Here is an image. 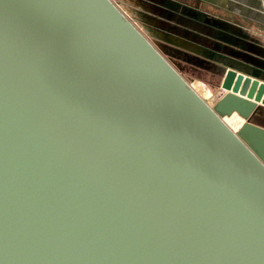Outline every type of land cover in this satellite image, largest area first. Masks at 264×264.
I'll list each match as a JSON object with an SVG mask.
<instances>
[{
	"label": "water",
	"instance_id": "water-1",
	"mask_svg": "<svg viewBox=\"0 0 264 264\" xmlns=\"http://www.w3.org/2000/svg\"><path fill=\"white\" fill-rule=\"evenodd\" d=\"M237 70L211 106L113 0H0V264H264Z\"/></svg>",
	"mask_w": 264,
	"mask_h": 264
},
{
	"label": "rangeland",
	"instance_id": "rangeland-1",
	"mask_svg": "<svg viewBox=\"0 0 264 264\" xmlns=\"http://www.w3.org/2000/svg\"><path fill=\"white\" fill-rule=\"evenodd\" d=\"M113 2L146 33L156 47L164 51V55L211 106H215L226 93L221 87V81L227 68L232 67L238 71L264 77V30L259 27L250 25L230 13L219 11L204 0H113ZM180 13L187 14L188 17L178 21L176 18L181 16ZM196 20L211 27V34L193 29ZM163 28L167 31L178 30L193 34L195 37L201 36V40L205 41L203 46L210 44V49L216 51V60L199 59L192 55L176 53V50L170 51L169 41L163 37L164 32L161 31ZM251 30L259 37L252 34ZM232 32L237 36L236 42L231 40ZM223 118L236 130L244 121L238 113Z\"/></svg>",
	"mask_w": 264,
	"mask_h": 264
},
{
	"label": "flooded vegetation",
	"instance_id": "flooded-vegetation-1",
	"mask_svg": "<svg viewBox=\"0 0 264 264\" xmlns=\"http://www.w3.org/2000/svg\"><path fill=\"white\" fill-rule=\"evenodd\" d=\"M180 15L182 17L178 16V18H176L178 21L182 20L183 17L184 18L188 17L187 14L180 13ZM189 18H192V17H189ZM189 27H191V26H189ZM192 28L195 29L196 31L201 32V33H206V34L208 33V35L211 34V31H212L211 27L205 26V24H203L199 20H196V22L193 24ZM162 30L164 32L163 37L165 39H168V41H169L170 51L176 50V53H182L185 55H192L194 57H198L199 59L209 58L210 61L216 60V54H217L216 51H213L210 49V44L207 45L208 47L203 46V43L205 41H204V39L201 40V38H200L201 36L195 37V36H193V34H189V33L186 34L183 32H179L178 30H174V29H173L174 31H167L165 28L161 29V31ZM233 30H235V29H233ZM140 31L150 40V38L146 35L145 32H143V30L140 29ZM252 34H254V33H252ZM232 35H233L232 36L233 38L231 40L236 42L237 41L236 34H234L232 32ZM254 35H256V34H254ZM156 48L164 55V53H163L164 51H162V49H159L158 47H156ZM164 56L174 66L172 61L169 58H167L166 55H164ZM175 68L179 71V69L177 67H175ZM261 111L262 112L260 114H258V116H259L258 120L260 118H262V116L264 117V113H263L264 110L262 109Z\"/></svg>",
	"mask_w": 264,
	"mask_h": 264
},
{
	"label": "crops",
	"instance_id": "crops-1",
	"mask_svg": "<svg viewBox=\"0 0 264 264\" xmlns=\"http://www.w3.org/2000/svg\"><path fill=\"white\" fill-rule=\"evenodd\" d=\"M205 1L212 4L219 11L230 13L236 18H240L250 25L264 30V0H204V2ZM251 33L256 34V32L252 30ZM257 36L259 37V35ZM259 78L264 79V77ZM257 123L264 125V117L262 116Z\"/></svg>",
	"mask_w": 264,
	"mask_h": 264
},
{
	"label": "bare ground",
	"instance_id": "bare-ground-1",
	"mask_svg": "<svg viewBox=\"0 0 264 264\" xmlns=\"http://www.w3.org/2000/svg\"><path fill=\"white\" fill-rule=\"evenodd\" d=\"M238 71V70H237ZM242 72V71H241ZM197 91V90H196ZM201 96V95H200ZM224 116H222V118H223ZM223 120H224V118H223ZM231 126V125H230Z\"/></svg>",
	"mask_w": 264,
	"mask_h": 264
},
{
	"label": "built area",
	"instance_id": "built-area-1",
	"mask_svg": "<svg viewBox=\"0 0 264 264\" xmlns=\"http://www.w3.org/2000/svg\"><path fill=\"white\" fill-rule=\"evenodd\" d=\"M236 130V129H235Z\"/></svg>",
	"mask_w": 264,
	"mask_h": 264
}]
</instances>
